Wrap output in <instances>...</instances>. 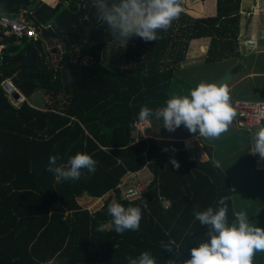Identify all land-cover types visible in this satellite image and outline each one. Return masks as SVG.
Instances as JSON below:
<instances>
[{
	"label": "trees",
	"instance_id": "1",
	"mask_svg": "<svg viewBox=\"0 0 264 264\" xmlns=\"http://www.w3.org/2000/svg\"><path fill=\"white\" fill-rule=\"evenodd\" d=\"M198 2L190 7L193 16L181 1L171 27L157 30L160 39L128 37L125 56L133 63L120 71L102 63L106 45L116 39L97 20L92 0H0V14L29 8L39 33L36 40L0 42V264H129L127 257L143 251L156 264H185L212 231L195 212L218 210L222 197H228V226H238V197L248 207L249 223L264 228V201L256 205L247 196L253 189L215 167L211 153L208 161L195 160L147 137L162 118H148L145 139L135 142L131 135L141 107L166 106L193 39L209 37L205 63L240 56L242 0ZM49 41L62 46L61 56L44 44ZM7 79L24 101H13ZM36 90L51 103H32ZM77 152L92 156L96 172L57 183L46 171L49 157L58 155L60 165ZM146 169L152 177L143 195L123 198L118 184ZM85 195L104 197L103 204L90 211L79 200ZM113 200L141 208L139 231L115 232L107 213ZM253 264H264V252L255 254Z\"/></svg>",
	"mask_w": 264,
	"mask_h": 264
},
{
	"label": "clouds",
	"instance_id": "2",
	"mask_svg": "<svg viewBox=\"0 0 264 264\" xmlns=\"http://www.w3.org/2000/svg\"><path fill=\"white\" fill-rule=\"evenodd\" d=\"M92 7L97 20L121 44H126V38L132 35L139 36L145 42L160 39L157 30L167 31L182 11L181 0H92ZM24 100L22 95L16 102ZM153 115L157 119L162 118L164 127L169 131H175L183 125L191 133L199 131L201 136L218 138L228 131L229 125L236 119V110L227 86L201 82L190 90L189 95L168 99L163 108L153 111L150 107H141L137 119L147 122ZM253 142L254 151L260 161H264V124L254 133ZM59 159L58 155L50 156L46 168L57 183L78 181L84 175V170L92 174L96 172V161L88 153L77 152L65 164L57 165ZM170 163L177 169L180 167L176 160ZM213 164L219 167L218 161ZM227 200L228 197L220 199L219 204L223 206L218 210L209 207L205 211L195 212V219L201 225L210 226L212 231L209 233V242L191 249V259L185 264H253L255 254L264 252V228L249 223L246 212L235 213L238 226L235 223L227 225ZM107 213L116 233L139 231L142 219L139 206L125 207L113 200L107 207ZM167 250L171 251V248ZM127 259L129 264H156L148 251ZM47 264H53V261Z\"/></svg>",
	"mask_w": 264,
	"mask_h": 264
},
{
	"label": "rangeland",
	"instance_id": "3",
	"mask_svg": "<svg viewBox=\"0 0 264 264\" xmlns=\"http://www.w3.org/2000/svg\"><path fill=\"white\" fill-rule=\"evenodd\" d=\"M49 3H56L57 0H46ZM182 3L187 6L189 15L197 16L196 14L192 13L191 6L195 4V2L199 0H181ZM255 0H242V10L245 11V19H248V12L255 13L257 12V5L254 3ZM264 2V0H262ZM199 3V2H198ZM251 14V13H250ZM256 16H253L251 21L246 20L247 30H256L258 27L261 29L259 31L264 39V13L260 14L259 25L257 20L255 19ZM242 23V22H241ZM244 29L246 27L244 26ZM209 40V39H208ZM127 42V38H126ZM51 43V42H49ZM48 47V42L44 43ZM191 44L189 45L186 59L184 62L181 63V69L175 72V78L173 80V86L170 90L169 99L173 96H185L189 95L190 90L196 87L201 82H210L216 79L227 67L239 64L241 61L246 62L249 59L253 60L255 58L254 52L249 50L248 52H243L242 60L240 58L235 59H226L221 62H214V63H202L196 57L197 52L193 53L191 51ZM209 45V41H205L203 43V49L206 52L207 46ZM55 49L54 52L58 51V56H61L63 52L62 46L53 44ZM248 45L245 43L243 45L246 48ZM59 47V48H58ZM136 46L135 48H137ZM193 50V49H192ZM106 59L108 60H115V64H110V69H118L123 71L126 67L133 63V57L129 56L128 60H126L125 56V44H121V42L114 40L109 42L106 45L105 50L103 51ZM203 52V51H202ZM201 52V54H202ZM204 54V53H203ZM56 56V57H58ZM262 57L259 61H262ZM195 64V66H190L191 64ZM221 77V76H220ZM219 77V78H220ZM217 78L215 81H217ZM7 81L11 82V84L18 90V88L12 83L10 79ZM249 85L248 87H250ZM261 90H257L255 92V100H264V81L262 85L259 84L258 88ZM19 91V90H18ZM20 92V91H19ZM21 93V92H20ZM22 94V93H21ZM39 100L38 104L43 103H51L48 100V97L43 95L41 90H36L35 93L31 96V102L35 103L34 101ZM14 101V100H13ZM15 103H20L16 102ZM153 129L149 131L150 135L154 137L158 136H167V137H185L190 134L182 133L181 129H176L175 131H169L164 125L160 123H152ZM181 127H184L183 125ZM239 131V133L237 132ZM258 131V129H249L239 126L236 122L235 118L233 119L232 123L229 125L228 131L222 133L218 138H207L202 137L200 141L204 143V146H210L212 144L213 154L211 155V159L213 161H218L219 166L223 169L229 176L230 179L233 181H245V184L242 185L243 188H251L253 191L251 195H247L249 198L255 200L256 205H260L261 202L264 201V192H262V188L264 191V161H260L259 155L254 151V142H253V135ZM133 132V130H132ZM131 132V134H132ZM180 144V143H179ZM178 144L176 150L182 149L181 146ZM174 146V144H171ZM177 145V144H176ZM211 147V146H210ZM152 177V174L149 170H144L142 173H139L136 180L139 183L145 184L149 182V179ZM237 182V183H238ZM262 186V188L256 189V185ZM104 198V197H101ZM82 204L88 203L84 199H79ZM99 201L92 203L90 205V210L99 208ZM168 205V203H165ZM235 205H236V212L244 211L248 207L245 206L246 203L242 199H238L235 197Z\"/></svg>",
	"mask_w": 264,
	"mask_h": 264
},
{
	"label": "crops",
	"instance_id": "4",
	"mask_svg": "<svg viewBox=\"0 0 264 264\" xmlns=\"http://www.w3.org/2000/svg\"><path fill=\"white\" fill-rule=\"evenodd\" d=\"M254 3H256L257 5L256 7L257 12L255 13V15L252 12H248L247 13L248 19L244 18L245 11L242 10L241 8V14H242L241 35H240L241 54L239 57H236V58H240L242 60L243 52H248L249 50L254 52L255 58L253 60L249 59V61H246V62L241 61L239 64L229 66L226 68V70H224L217 77L219 78L220 76H223L226 72H228L229 70H232L233 68H236V67L238 68V73L236 74V76L224 85V86H227L229 90L232 105L236 100L264 101V100H255L254 98L255 96L254 93L257 92V90L259 89L261 90L262 88V86L258 88L259 84L262 85V82L264 81V39L262 38V35L259 32L261 31L259 27L256 30L248 31L246 23H245L246 20L251 21L253 19V16H256L255 19L257 20L258 25L260 23L259 22L260 14L264 13V2H262V0H255ZM244 26L246 27V29H244ZM208 39L209 37H201V38L192 40L191 51L193 53L195 52L198 53L196 54L195 58H197L199 62H202V63H205L204 58L206 55V52L203 49V43L205 41H209ZM245 43L248 45L246 48L243 47ZM261 57L263 59L262 61H259ZM230 59H235V58H230ZM102 63L106 65L107 67H109L110 64L112 65L115 64V60L106 59L104 52H103L102 53ZM195 64L196 62L194 64H191L190 66H195ZM216 79L210 82H206V83H214ZM249 85L251 86L248 87ZM162 125H164L163 122H162ZM178 129H181L182 133H187L190 135L185 136V137H167V136L154 137L151 135H147V137H153L159 141H163L165 143L164 146L166 147L170 146L171 148H174V149H176V147L180 143L179 145L181 146V148L188 151L192 159L200 160V161H208L209 158L211 157V156L209 157V153H211V155L213 154L212 144L210 145L211 147L209 145L204 146L203 145L204 143L200 141V138L204 136H201L197 132L191 133L186 127H179ZM256 129H259V127ZM237 132L239 133V131ZM171 144H174V146H172Z\"/></svg>",
	"mask_w": 264,
	"mask_h": 264
},
{
	"label": "built area",
	"instance_id": "5",
	"mask_svg": "<svg viewBox=\"0 0 264 264\" xmlns=\"http://www.w3.org/2000/svg\"><path fill=\"white\" fill-rule=\"evenodd\" d=\"M28 14H30L29 8L21 7L16 13H3L0 14V42L6 39H14L19 41L23 38L36 40L39 37L38 30L30 23L28 19ZM10 15H15V18L10 17ZM0 47V51L2 50ZM233 107L236 110V120L241 127L256 129L263 126L264 124V101H247V100H236L233 103ZM151 128L150 121L147 122H135L134 129L132 132V137L135 142L146 138L145 131ZM148 183H139L136 180V175L134 173H128L123 180L118 184L121 188V194L123 198L128 200L139 198L146 191ZM107 196H105L106 198ZM86 202L82 204L87 209L90 210V205L99 201V206L103 204V198H91L88 195L81 197ZM98 209V208H96ZM96 209L90 210L94 211Z\"/></svg>",
	"mask_w": 264,
	"mask_h": 264
},
{
	"label": "water",
	"instance_id": "6",
	"mask_svg": "<svg viewBox=\"0 0 264 264\" xmlns=\"http://www.w3.org/2000/svg\"><path fill=\"white\" fill-rule=\"evenodd\" d=\"M10 17L15 18V15H10ZM51 42V43H49ZM48 45L51 46L53 49L55 47L53 46L54 41H49ZM238 73V68H233L232 70H229L226 72L223 76H221L217 81L214 82L217 86H224L228 81L232 80L236 74ZM4 86L8 91V94L12 95L14 101H19L22 94L11 84L9 81L4 82Z\"/></svg>",
	"mask_w": 264,
	"mask_h": 264
}]
</instances>
